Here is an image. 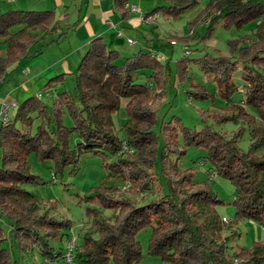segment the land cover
I'll list each match as a JSON object with an SVG mask.
<instances>
[{"label":"trees","instance_id":"obj_1","mask_svg":"<svg viewBox=\"0 0 264 264\" xmlns=\"http://www.w3.org/2000/svg\"><path fill=\"white\" fill-rule=\"evenodd\" d=\"M130 1L113 0L114 11L122 21L129 17ZM159 3L145 19L156 15L180 18L198 1ZM55 19L53 11L0 13V38L6 47L5 54L0 50V83L30 54L37 56L63 39L67 32L57 33ZM201 19L208 21L207 38L219 23L225 28L241 29L252 23L257 27L256 41L244 38L230 42V57L204 53L201 58L185 55L177 61V75L182 82L189 79L192 63L199 64L205 75L213 78L214 95L194 83L188 94L213 103L219 96L227 103L228 113L216 117L215 124H241L230 137L209 125L198 131L171 121L161 126V146L154 128L159 100L167 90V65L144 50L124 58L119 65L120 53L109 49L103 38L94 39L80 61L74 74L75 97L63 92L51 106L44 105L37 96L30 97L16 105L14 118L10 116L8 123L0 124V221L8 222L12 246L16 243L23 255L37 251L48 263L65 261L66 248L56 252L52 242L72 239L68 233L72 222L52 215L48 206L24 188L39 184L30 170V155H38L42 162L54 161L55 178L77 165L82 156L91 155L105 161L109 179L129 184L131 195L150 192L154 174L167 181L168 192L149 204L138 205L117 198V189L103 185L97 188L88 201L96 208L112 211L115 221L89 210L92 227L91 231L83 229L77 241L76 264H142L146 255L164 264H263V243L230 254L228 241L223 238L225 224L217 210L223 202L208 185L196 182L192 171H183L179 162L191 147L206 149L212 176H222L236 187L237 218L256 221L264 229V0H211ZM174 39L183 46L191 42L189 38ZM240 65L247 84L245 98L235 103L233 96L239 89L233 77ZM146 72L151 75L143 83L137 76ZM68 76H56L47 87L63 83ZM123 105L128 120L119 130L125 133L121 138L115 118ZM202 115L207 123L209 115ZM66 118L70 127L65 125ZM37 121L40 125L33 133ZM246 134L250 135V143L245 150L240 144ZM124 144L133 153L124 152ZM148 229L152 231L145 254L138 236ZM4 234L0 227V264H18L5 247Z\"/></svg>","mask_w":264,"mask_h":264},{"label":"rangeland","instance_id":"obj_2","mask_svg":"<svg viewBox=\"0 0 264 264\" xmlns=\"http://www.w3.org/2000/svg\"><path fill=\"white\" fill-rule=\"evenodd\" d=\"M197 5L194 6L185 15L180 18H167L163 15H156V24L158 27L150 31V37H148L149 46L153 52V56L162 60L167 65L166 75L167 77V90L165 96L162 97L159 102L161 103L158 109V123L154 128L155 134L158 136L161 146L164 145V140L161 136V126L168 122L174 124L181 123L186 128L201 130L204 125L213 127L216 131H222L228 137L233 135L235 131L239 129L241 124H228L223 126H217L215 124L216 117H219L222 113H228L227 103L223 101L219 96L216 102L211 101H198L191 98L188 91H192V83L205 86L209 92L214 95L216 87L214 85L213 78L210 79L202 71L201 67L197 63L189 65L187 81H180V77L177 75V61L183 57L188 56L190 58H201L204 53L214 57H230V42L238 39H246L249 41H256L257 27L255 23L245 25L239 29L236 26L231 28H225L222 23H219L213 35L207 38L208 21L201 19L204 11H206L211 0H197ZM159 0H131L130 7L136 6L141 10V13L137 14L141 17L142 11L144 13H151L158 5ZM162 5H167L163 3ZM130 12V9H129ZM189 38L191 42H187L184 46L176 44L174 37ZM170 37L168 41V38ZM206 37V40L201 42V38ZM136 40H144L139 34L134 35ZM193 40V41H192ZM0 38V50L2 54H5L6 47L2 43ZM50 41V40H49ZM48 39H45V43H49ZM68 41H63L62 44ZM175 42V43H173ZM198 45V47H197ZM139 46L135 49H139ZM198 49V50H197ZM32 52V51H31ZM24 60L19 67H15L12 71H9L8 77L3 86H0V99H4L7 95L16 101H20L21 104L25 99L37 96L44 105L51 106L54 98L63 92H69L73 97L76 96V77L73 74L67 77L63 83L55 84V86L47 87L44 82L37 84L36 82L30 83L24 72V68L30 65V62L35 64L37 56H32ZM35 57H37L35 59ZM35 59V60H33ZM122 62H119V65ZM240 70L234 75V82L237 85L239 91L234 94L233 101L240 102L245 98V73ZM150 72H146L144 75L137 76L143 83L149 80ZM3 83V82H2ZM0 83V85L2 84ZM28 92H27V91ZM218 95V94H217ZM1 101V100H0ZM17 108H13L10 111L11 118H14ZM203 113L209 115L206 119L208 122L203 121ZM116 129L121 138L125 137V133H121L119 130L127 120V112L125 105L122 106L121 111L115 118ZM40 122L37 121L33 133L36 132ZM65 125L71 126L69 118L65 119ZM75 143V140L73 141ZM250 143V135L246 134L244 140L241 142L240 147L248 149ZM2 152L0 151V156ZM208 153L206 149L191 147L187 152L182 155L179 167L183 171H192L195 180L198 183L208 185L211 190L218 196L219 200L223 202V205L218 207V213L225 224V231L223 238L228 241L230 254L241 251L242 249H252L255 245L264 244V229L260 223L256 221H250L248 219H238L237 211L234 201L237 197L236 187L229 180L214 175L212 176V164L207 160ZM177 160V156L173 158ZM30 170L33 175L38 177L39 184L26 185L24 188L35 195L38 200L48 206L51 214L57 218H64L70 220L72 223V230H70L69 236L76 237L79 240L82 236L83 229L91 231V218L89 216V210H97L110 222L114 223L115 216L112 211L96 208L95 205L88 201L89 196L100 186H105L118 190L117 198L137 202L138 205H146L158 199L159 195H164L168 192L167 181L163 177L153 176V189L150 192H144L138 194V196L131 195L130 185L122 182L120 179L108 177V172L105 169V161L102 158L94 157L91 155H84L81 157L79 163L75 166L67 168L62 174H58L55 178L56 164L54 161L42 162L39 160L38 155L32 154L29 157ZM1 166V162H0ZM158 173L159 167L157 168ZM0 227L4 230V236L7 241L5 247L11 250L13 259L18 264H53L48 263L42 258L37 251L23 255L19 251V247L16 243L12 246L10 226L6 220L0 221ZM152 229L143 231L138 240L141 242L145 254H147V246ZM68 242L66 239L63 241L58 240L52 242L56 252L63 250L67 247ZM12 248V249H11ZM54 264H66L65 261H61ZM142 264H164L159 258L151 256H145ZM264 264V262H263Z\"/></svg>","mask_w":264,"mask_h":264},{"label":"crops","instance_id":"obj_3","mask_svg":"<svg viewBox=\"0 0 264 264\" xmlns=\"http://www.w3.org/2000/svg\"><path fill=\"white\" fill-rule=\"evenodd\" d=\"M9 10L53 11L57 33L67 32L58 43L43 49L37 55L38 59L35 57V64L30 62L24 68L23 75L30 83L47 84L56 76L76 73L89 44L96 38H103L109 49L117 50L122 57L121 62L140 50L153 53L148 48V37L151 36L150 31L158 27L156 18L145 19L147 13L142 11L140 17L137 15L141 13L140 9L137 13L128 9L129 17L122 21L114 11L113 0H0V13ZM57 33L46 40H51ZM136 34L144 40L134 39ZM64 40L68 42L62 44ZM129 40L134 44H130ZM137 46L139 49H135ZM0 100V105L7 103L12 109L20 103L8 95Z\"/></svg>","mask_w":264,"mask_h":264},{"label":"built area","instance_id":"obj_4","mask_svg":"<svg viewBox=\"0 0 264 264\" xmlns=\"http://www.w3.org/2000/svg\"><path fill=\"white\" fill-rule=\"evenodd\" d=\"M128 9H130V11L134 12V13L139 12V9L135 6L130 7V5H128ZM129 43L134 44V42L132 40H129ZM173 43H175V42H173ZM11 109H12V106L7 104V103H3L0 105V124H6L10 121ZM123 151L128 152V153H133V150L130 149L127 144L123 145ZM77 241L78 240L76 237H72V239L67 244L66 257H65V261L67 264H76L74 261V255H75L74 251L76 250Z\"/></svg>","mask_w":264,"mask_h":264}]
</instances>
